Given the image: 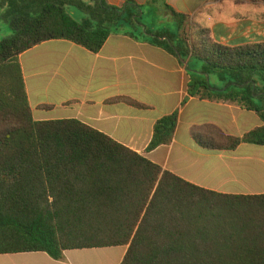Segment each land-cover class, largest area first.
<instances>
[{
  "label": "trees",
  "instance_id": "1",
  "mask_svg": "<svg viewBox=\"0 0 264 264\" xmlns=\"http://www.w3.org/2000/svg\"><path fill=\"white\" fill-rule=\"evenodd\" d=\"M161 1L175 31L145 26L135 0H0V18L13 29L0 41V255L61 261L68 250L128 246L122 264H264V194L210 192L78 120L33 117L22 54L51 40L98 53L123 34L190 57V95L260 116L261 127L243 137L219 132L223 144L213 147L264 146V42L230 47L206 28L199 38L189 16L150 0ZM194 59L201 69H191ZM210 73L224 85L203 77ZM177 125V112L158 120L147 152L170 144Z\"/></svg>",
  "mask_w": 264,
  "mask_h": 264
},
{
  "label": "crops",
  "instance_id": "2",
  "mask_svg": "<svg viewBox=\"0 0 264 264\" xmlns=\"http://www.w3.org/2000/svg\"><path fill=\"white\" fill-rule=\"evenodd\" d=\"M104 1L121 6L128 0ZM135 1L144 7L155 5L150 0ZM226 1L244 11L234 10L226 16ZM166 2L189 16L191 31L200 17L204 24L200 30L210 29L222 45L264 42V10L257 11L258 4L264 9L262 3ZM165 16L170 17L166 12ZM19 61L36 121L78 120L210 192L264 194V146L241 143L235 149L213 147L223 144L217 140L219 132L243 137L261 127L260 116L236 104L190 95V57L182 60L150 42L112 34L98 53L70 41L51 40L25 52ZM176 112L178 125L172 142L147 152L157 121ZM194 134L201 139L196 140ZM128 248L68 250L61 261L44 252L6 254L0 255V264H122Z\"/></svg>",
  "mask_w": 264,
  "mask_h": 264
},
{
  "label": "rangeland",
  "instance_id": "3",
  "mask_svg": "<svg viewBox=\"0 0 264 264\" xmlns=\"http://www.w3.org/2000/svg\"><path fill=\"white\" fill-rule=\"evenodd\" d=\"M237 3H244V1H241V2L237 1ZM225 5L226 7L224 8L225 10L224 14L226 16L229 15L227 14V12H232L234 10L244 11V8L242 7L240 8L231 7L228 1H226ZM258 7L259 8H257V11L260 12L264 10L263 8H261L262 6L260 4H258ZM71 9H72L71 11L74 17L78 21H81L83 18V15L76 9L74 8H71ZM162 10H163V13H161ZM165 12L167 13L165 6H164V1H161L159 4H155L153 7H144V20H143L144 25L148 27H155V29H157L158 31H163L164 29H167V28L175 31L178 28V23L171 15H169L170 17L167 18L165 16ZM261 20H264V15L262 16ZM203 25L204 24H202V20L200 17L195 20V24L193 27H194V31H196L199 38L203 37V34L200 30L203 27ZM12 34H13V29L11 28V26L9 24H6L0 18V41ZM202 66H203L202 63L194 59L191 64V69L192 70L201 69ZM203 77L209 78L213 86H216V85L222 86L225 83L223 81L218 80V78H220V75L217 73H210L209 75L207 76L204 75Z\"/></svg>",
  "mask_w": 264,
  "mask_h": 264
}]
</instances>
